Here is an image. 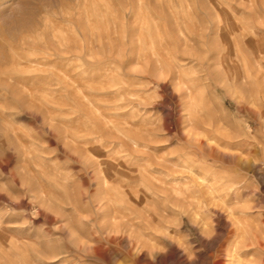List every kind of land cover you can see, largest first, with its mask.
Returning a JSON list of instances; mask_svg holds the SVG:
<instances>
[{
	"label": "rangeland",
	"instance_id": "1",
	"mask_svg": "<svg viewBox=\"0 0 264 264\" xmlns=\"http://www.w3.org/2000/svg\"><path fill=\"white\" fill-rule=\"evenodd\" d=\"M107 231L264 264V0H0V261Z\"/></svg>",
	"mask_w": 264,
	"mask_h": 264
},
{
	"label": "bare ground",
	"instance_id": "2",
	"mask_svg": "<svg viewBox=\"0 0 264 264\" xmlns=\"http://www.w3.org/2000/svg\"><path fill=\"white\" fill-rule=\"evenodd\" d=\"M199 179V178H198ZM198 182V181H197ZM208 186V185H207ZM189 187V186H188ZM211 188V187H210ZM209 188V189H210ZM197 192L199 194H201L203 192V190L199 187L196 188ZM212 189V188H211ZM185 190L186 192L188 191H195L193 187H190V188H187L185 187ZM195 191V192H196ZM212 191V190H211ZM226 191V190H225ZM209 193V192H208ZM211 193V192H210ZM223 194H226L222 191ZM186 194V193H185ZM229 194V193H228ZM187 196V195H186ZM197 201V200H196ZM191 203V202H190ZM204 219V218H203ZM3 221V220H2ZM205 221V220H204ZM200 222V221H199ZM207 223V222H206ZM249 229V228H248ZM200 233H202V235L200 234L199 235V239H200V242L197 244L198 245V248H206L207 250H213L216 248V246L218 245V237H213L211 238L212 236L210 234H208V229H206L204 226H201L200 227ZM239 231V230H238ZM249 231V230H248ZM250 232V231H249ZM130 233V232H129ZM244 233V232H243ZM241 234V232H240ZM239 234V235H240ZM246 234V233H244ZM243 234V235H244ZM5 236V235H4ZM222 236V235H221ZM242 237V234L240 236V238ZM162 241L165 242L163 243V246L165 247H168L169 250H174L176 248H178L180 245H181V239L180 238H175L171 235H165L163 237H161ZM10 239V238H9ZM183 239V238H182ZM243 239V238H242ZM253 239V238H252ZM75 241L77 244H76V248L78 250V252H82L79 253L80 255H77L78 257L77 258V263L79 264V260H86V259H90L92 261H98L102 264H141L140 262L142 260H140V251H141V248H143L144 245H150L152 248L154 246L153 243H156L157 240L156 239H151L150 241L152 242V244H149L148 241L146 240H143L141 238V236L139 235H135V234H127L126 236L121 234V233H118V232H102V233H97V234H94V235H90L88 236L87 238L81 236V235H73L70 239V241ZM245 240V239H244ZM51 241V240H50ZM183 241V240H182ZM242 241V240H241ZM0 242L2 243V240L0 239ZM15 241L12 240V243H14ZM47 242V241H45ZM175 242H177V245L178 246H175ZM255 242V241H254ZM188 243V242H187ZM245 243V242H243ZM242 243V244H243ZM5 244V243H4ZM105 244L109 247L111 245H114V246H123V247H126L127 249V253L123 256H121V260H118V258L120 259V257L116 258V254L114 252H112V250L110 251V248H106L105 247ZM189 244V243H188ZM237 245V244H235ZM241 245V243H240ZM13 247V244L11 245ZM24 246H27L24 245ZM37 246V245H36ZM242 246V245H241ZM240 246V247H241ZM18 247V246H17ZM232 247V246H231ZM230 247V249H231ZM151 248V249H152ZM182 248V246L180 247ZM222 248V247H220ZM233 248V247H232ZM20 249V248H19ZM39 249V248H38ZM42 249V248H41ZM53 249V248H52ZM147 249V248H146ZM154 249V248H153ZM186 249V247L184 248V250ZM236 249V248H235ZM1 250H3L1 248ZM6 250V249H5ZM16 250V249H15ZM22 250V249H21ZM43 250V249H42ZM133 250V252H131ZM181 250V249H180ZM225 251L226 248L224 249ZM237 250V249H236ZM241 250V249H240ZM4 251V250H3ZM20 251V250H19ZM114 251V250H113ZM150 252L149 253V256L151 258L150 262L152 261L151 264H154L153 262L155 261V264H163V259H156L154 258L153 256V251L155 250H149ZM186 251V250H185ZM231 251V250H230ZM228 251V253L230 252ZM8 252V251H7ZM10 252V251H9ZM18 252V251H17ZM67 252L68 251H60V252H56V251H53V250H48V249H44L43 250V253L40 254L38 252L35 251V253H31L32 255L28 256L27 257V260H30V261H34L36 262L35 264H38V263H43V264H53V263H56V264H64L65 262V258H67ZM142 252H145V251H142ZM192 252V251H191ZM239 252V251H238ZM1 253V252H0ZM14 253L15 255L18 253H15V252H12ZM11 253V254H12ZM27 253V252H26ZM65 253V254H64ZM77 253V252H76ZM139 253V254H138ZM5 254V253H4ZM3 254V255H4ZM120 254V253H119ZM1 255V254H0ZM2 255V256H3ZM16 255V261L15 259L12 261V264H18L17 261H20L21 259ZM25 255V254H24ZM118 255V254H117ZM147 255V254H146ZM224 255V253H221L220 249H217L214 253L212 254H209V253H206V254H202L200 258V262L199 263H196L195 264H220V260L222 258V256ZM238 255V253H237ZM7 256V255H6ZM10 256L11 255H8L7 258L10 259ZM22 256V255H20ZM119 256V255H118ZM187 256V255H186ZM12 257V256H11ZM14 257V256H13ZM175 257V255H174ZM177 257V256H176ZM25 258V257H23ZM42 258H48V259H51V258H56L54 261H49V262H41ZM149 258V259H150ZM167 258V257H166ZM170 258V257H169ZM188 258V257H187ZM13 259V258H12ZM20 259V260H19ZM11 260V259H10ZM26 260V259H25ZM84 260V261H85ZM147 260V259H146ZM145 259L143 261H146ZM171 260V259H170ZM227 260V259H226ZM44 261H47V260H44ZM67 261V260H66ZM251 261V260H250ZM21 262V261H20ZM149 262V264H150ZM232 262V261H231ZM1 263V261H0ZM169 263V262H168ZM194 263V262H193ZM2 264V263H1ZM3 264H6L3 262ZM86 264V263H85ZM143 264V263H142Z\"/></svg>",
	"mask_w": 264,
	"mask_h": 264
}]
</instances>
